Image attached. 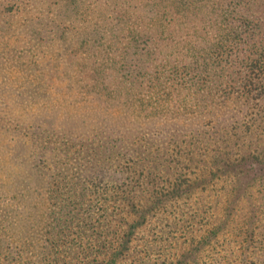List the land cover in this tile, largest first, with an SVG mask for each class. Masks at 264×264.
Listing matches in <instances>:
<instances>
[{
    "label": "trees",
    "instance_id": "obj_1",
    "mask_svg": "<svg viewBox=\"0 0 264 264\" xmlns=\"http://www.w3.org/2000/svg\"><path fill=\"white\" fill-rule=\"evenodd\" d=\"M97 3L0 0V31L62 35ZM104 3L122 29L95 24L123 46L81 67L83 88L81 70L56 85L75 67L40 59L52 38L0 65V264H89L120 231L107 264L134 236L131 264H264V0ZM139 29L149 46L130 42ZM112 198L131 214L120 228Z\"/></svg>",
    "mask_w": 264,
    "mask_h": 264
},
{
    "label": "rangeland",
    "instance_id": "obj_2",
    "mask_svg": "<svg viewBox=\"0 0 264 264\" xmlns=\"http://www.w3.org/2000/svg\"><path fill=\"white\" fill-rule=\"evenodd\" d=\"M97 5L98 6L96 10L94 11V13L88 16L91 24L85 23L84 20H82L79 17H76L74 18L73 23L70 24L72 28L65 31L62 35L55 34V29L52 27L44 28L45 26H41V25L36 26L35 22H32L31 28H22L16 34L13 31L8 32L2 29L0 31V65H3V62L6 57H12L14 55L15 57H19L15 53V51H17L19 55H22V56H25V58H28V55H30V50L33 51L32 48L35 49L37 47V45L35 44L33 45L29 44L30 39L37 40L39 38V41L41 40L43 43H45L47 39L49 40L52 38L54 41L52 43H54L55 45L54 47L53 46L52 47L55 49L44 48L42 50V53L40 52L41 53L40 59L44 61L45 59L47 60L48 57H51L52 53L59 54L60 52H62V56L59 55L61 61L63 63H65L64 60L66 61V63L67 61L68 62L72 61L75 67V68L70 67L69 70L72 73L70 74V76L56 78L55 80L56 85H64V83H67V84L70 83V81L77 76V73H80L81 67L83 66L91 67V66L98 65L99 67L103 68L104 59L100 55L102 52L101 50H106L107 48L115 50L117 49L116 46L122 47L123 45L121 44V42L117 43L113 39H111L110 35L109 36L105 35V33L98 28V25H96L95 22L105 24V27L112 26L111 28L114 30H117V29L121 30L122 25L119 24V21L120 19H123V18H119V17H122V15H125V13L119 11L115 17H111V18H109V15H107L105 19L109 18V20L104 21L105 19L101 15L106 14V11H104V8H107V6L105 5L104 0H98ZM23 7L24 6H22V8ZM9 9L7 10L6 13H4L3 18H5L9 12L11 13L17 12L16 11L17 7L13 11ZM132 19L134 20V22L140 20L139 17L137 19V16L132 17ZM125 29L123 31H125ZM131 30L132 29H128V31H131ZM39 32L41 33V36L39 35ZM2 33H3V36H2ZM123 35H124L123 33L119 34L118 36L119 41H122V42L124 41ZM147 40H148L147 33L144 32V29L143 30L139 29L138 34L136 36H133L130 42H132L133 45H137L139 48H143V47H146V45L149 46V43H147ZM38 48L39 47H37V49ZM45 49H47L46 50L47 54L45 52ZM181 64L183 66H188L184 62H181ZM76 69L78 72L76 71ZM88 71H89L88 68L82 69L80 76L78 75L79 80L81 81L79 84L80 89L83 88L86 85V83L89 82V78L87 76ZM103 73L105 74L104 70H103ZM26 77L27 76H25V78ZM170 79L172 81V78ZM65 94H69V92L66 91ZM255 193H257L256 189H255ZM106 211H109L110 214H112L111 223L114 222L113 224L118 225V227L119 226L122 227L125 222L130 221L131 219V214L125 211L121 212V209L118 208V204L113 201V198L108 201V206H107ZM118 227L117 229L120 228ZM109 228L103 227L102 229L106 233ZM198 235L200 236L199 233ZM105 237L106 239L109 238L108 244L105 242V244L103 245V242H102V244L99 245L98 249H97V244L91 245L92 247V250L90 251L91 255L89 252H86L84 255L85 257H83L84 259L83 260L81 259V263L83 261H86L89 264H107L108 263L107 259L109 258V256H111V259H112V249H116V252H117V248L121 247V245L119 246V243H121V238L123 237V235L120 231L118 232L116 236H114V234H111V235L104 236V239ZM178 237H179L178 242L184 243V244L186 243V246L188 244H191L192 238H191L190 233L187 232L183 236L178 234ZM136 245H137V239L134 236L132 237V243L130 245V249H132L133 251H129L130 255L129 256L127 255V257L125 254L121 258L120 262H116V264H131L130 260L134 261L133 260L134 250H135ZM64 247L67 249L66 245ZM64 247L59 246L57 250L61 251L62 249H65ZM53 251H54V247H53V250H50V253L53 254ZM49 260L51 264L54 263V260H51L50 258ZM47 263H49V261H47L46 264ZM9 264H18V263L10 262Z\"/></svg>",
    "mask_w": 264,
    "mask_h": 264
}]
</instances>
